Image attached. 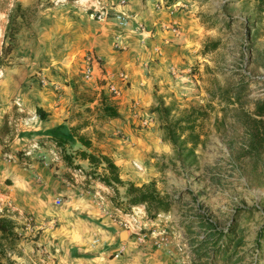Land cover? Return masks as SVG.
I'll list each match as a JSON object with an SVG mask.
<instances>
[{"label":"rangeland","instance_id":"rangeland-1","mask_svg":"<svg viewBox=\"0 0 264 264\" xmlns=\"http://www.w3.org/2000/svg\"><path fill=\"white\" fill-rule=\"evenodd\" d=\"M75 1L0 0V214L19 227L14 263L63 264L39 243L50 240L38 242L31 216L4 200L10 186L4 165L14 162L27 168L42 157L31 154L33 142L19 150L10 146L22 130L33 127L21 106H38L37 94L48 106H70L68 120L76 122V134L90 140L92 151L111 160L109 152L115 158L127 155L126 176H120L114 164L121 181L135 186L153 182L168 198L167 212L150 218L142 206L126 207L124 187L115 195L88 177L90 169L84 172L75 163L78 159L66 166L92 181L95 203L115 216L116 225L137 214L144 243L117 226L136 248L152 254V264H264V148H250L245 130L251 126L254 106H264V0L164 4L170 6L166 15L171 20L159 29L179 42L173 43L178 52L165 61L156 48L149 58L144 48L152 31L134 16L125 13L128 25L118 28L112 10L98 21L92 16L95 0L82 5ZM68 6L80 8L90 23H72L73 16L64 12ZM138 25L148 35L141 34ZM105 27L111 31L106 49L120 60L128 50L125 34L137 37L141 49L133 53L131 72L124 66L112 74L107 71L96 49L99 43L88 39H101ZM87 67L92 68L90 79L83 78ZM142 91L148 94L145 99ZM101 98L116 109L118 118L102 117ZM158 104L169 107L170 121L194 110L195 139L175 147L164 141L160 114L153 111ZM124 112L132 118L129 122L122 118ZM76 150L84 149L78 144L64 147L68 154ZM136 264L151 262L138 258Z\"/></svg>","mask_w":264,"mask_h":264},{"label":"crops","instance_id":"crops-1","mask_svg":"<svg viewBox=\"0 0 264 264\" xmlns=\"http://www.w3.org/2000/svg\"><path fill=\"white\" fill-rule=\"evenodd\" d=\"M83 1L85 3V0H76L75 3L82 5ZM111 1L115 3L119 0ZM123 1L124 4L116 9L134 16L137 21H141L152 31L147 47L144 48L146 53L149 52L147 55L151 60L155 56L153 54L155 48L161 50L159 59L163 61L170 59L178 52L179 47L174 46L173 43L179 42L170 40L172 37L170 38L169 31L159 29L165 21L171 20L166 15L170 6H164L163 0ZM81 11L77 6L64 7L65 14L73 16L72 23H81V21L90 23L89 18ZM176 18L173 16L174 20ZM103 29L106 30L107 27L102 28V31ZM106 33L105 36L100 37L101 39L94 37L88 39H91L92 44L95 39L99 43L100 46L96 49L105 59L107 71L112 74L119 66H124L131 72L134 69L133 56L135 55L133 53H138L141 49L138 47L137 37L131 32L125 34L123 42L128 50L121 54L120 60V55H115L106 49L111 31L106 30ZM142 55L146 56L143 53ZM133 80L136 79L133 77ZM136 89L140 90V87ZM141 89L144 91L145 86ZM143 91L141 98L145 99L148 94ZM35 97L38 106H21L29 116L28 124L33 127L22 130V134H18L10 146L13 150H19L33 142L36 149H32L31 154L42 157L30 161L27 168H20L14 162L4 165L2 172L4 179L10 181L4 200L15 206L17 210L31 216L32 229L35 234H38V242L41 238L50 240L51 243L46 240L39 243L49 248V251L54 253L56 259L63 264H136L138 258L148 259L151 264L155 262L152 254L134 246L135 242L128 234L124 241L119 239V235L123 232L116 225L115 216L108 211H102L103 209L95 203V197L89 190L91 188L89 184L92 181L85 180L83 173H70L60 159L58 148L46 135L48 130L58 126L65 128L61 130L64 133L67 129L74 128L76 122L68 120L70 106H48L44 96L36 94ZM36 108L46 113L44 119L36 116ZM122 118L128 122L132 119L127 112H124ZM42 139L46 141L40 142ZM108 155L119 167L120 176L121 174L126 176L130 167L129 162L124 159L127 155L117 157L118 159L110 152ZM75 163L79 164L84 172L90 169L87 168L86 161L77 160ZM84 185H86L85 188ZM96 186L100 187V184ZM57 200L58 205L55 204ZM106 207L107 205L102 206L107 210Z\"/></svg>","mask_w":264,"mask_h":264},{"label":"trees","instance_id":"trees-1","mask_svg":"<svg viewBox=\"0 0 264 264\" xmlns=\"http://www.w3.org/2000/svg\"><path fill=\"white\" fill-rule=\"evenodd\" d=\"M163 1L169 5L173 2V0ZM101 99L102 117L109 119L118 118L116 109L105 104V100ZM153 111H158L157 114L162 116L161 118L158 116V121L161 123L164 135L162 139L172 147H175L177 143L184 144L188 138L195 139V136H192L194 121L191 118V113L194 110L173 121L168 120L169 107H163L162 104H158ZM35 114L40 119H44L46 116V113L39 108L35 109ZM249 121L251 126L245 128L249 138V147L253 149H257L258 147L264 148V106H254L253 116L249 118ZM61 130H65V128L58 126L52 130H48L46 135L60 150V157L65 166L71 167L74 159L86 161L90 168V172L87 173L88 177L96 178L102 185L110 188L115 195H117L118 187H124L123 199L126 207L142 206L146 216L150 218H154L159 213L167 212L170 201L156 190L153 182L140 186L124 183L120 180L118 168L114 165L113 161L106 155L92 151L89 139L76 134L75 128H69L65 133L61 132ZM189 143L194 145L193 142ZM75 144H78L84 150H76L73 154L64 152L65 146H73ZM97 167H100L102 170L99 174L95 171ZM18 228L12 219L0 214V264H15L12 257L19 255L16 250L19 239Z\"/></svg>","mask_w":264,"mask_h":264},{"label":"built area","instance_id":"built-area-1","mask_svg":"<svg viewBox=\"0 0 264 264\" xmlns=\"http://www.w3.org/2000/svg\"><path fill=\"white\" fill-rule=\"evenodd\" d=\"M109 2V1H108ZM106 2L105 0H95L93 2V8L92 9V16L98 21H104L108 16V11L112 10V20L117 25L118 28H124L128 25L129 22V16L125 14V12L120 10H115L113 7L122 6L124 4L123 0H119L115 3L112 2ZM137 30L141 34H147L148 32H145L144 29L138 25ZM86 61H90V58H86ZM92 76V68H85L83 72V78L84 79H90ZM113 89V88H111ZM56 205L59 204V201L57 200L55 202ZM138 216L137 214L133 213L128 221H118L117 225L120 228H123L126 232L131 231V234L134 235L136 242L144 243L145 236L141 233H139L140 228L138 227ZM159 247V245L157 246Z\"/></svg>","mask_w":264,"mask_h":264},{"label":"water","instance_id":"water-1","mask_svg":"<svg viewBox=\"0 0 264 264\" xmlns=\"http://www.w3.org/2000/svg\"><path fill=\"white\" fill-rule=\"evenodd\" d=\"M124 238H126V234L123 232L119 235V239L123 240Z\"/></svg>","mask_w":264,"mask_h":264}]
</instances>
